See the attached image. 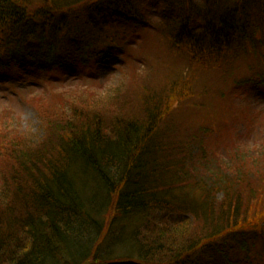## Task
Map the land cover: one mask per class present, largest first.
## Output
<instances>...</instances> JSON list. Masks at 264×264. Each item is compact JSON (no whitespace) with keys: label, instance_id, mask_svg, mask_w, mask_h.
Segmentation results:
<instances>
[{"label":"trees","instance_id":"16d2710c","mask_svg":"<svg viewBox=\"0 0 264 264\" xmlns=\"http://www.w3.org/2000/svg\"><path fill=\"white\" fill-rule=\"evenodd\" d=\"M149 1L0 0V67L74 83L64 69L122 56L120 35L152 25L143 13ZM156 4L161 21L150 31L168 37L175 53L184 49L208 69L259 55L253 78L264 86V0ZM154 86L35 97L44 142L6 130L0 264H264V148L255 158L231 156L234 184L206 165L185 167L192 148L207 147L210 128L190 126L189 138L172 143L175 104L200 106L193 87Z\"/></svg>","mask_w":264,"mask_h":264},{"label":"rangeland","instance_id":"374dc122","mask_svg":"<svg viewBox=\"0 0 264 264\" xmlns=\"http://www.w3.org/2000/svg\"><path fill=\"white\" fill-rule=\"evenodd\" d=\"M148 7L149 9L144 8L143 13L152 25L148 29L121 34L119 37L124 55L106 60L98 66L72 65L62 71V78L77 76L74 83L51 80V77L60 76L57 73L31 70L27 67H0V138L6 130L13 129L32 137L33 144L44 142L42 124L45 120L41 119L35 110V97L46 96L43 101L51 102L53 98H49L50 95L65 94L77 89H92L96 92L101 90L105 93L109 86L121 89L124 93L128 87L134 91H142L147 85L154 86V83L156 89L163 88L164 83H174L178 87H193L194 103L198 101L196 104L200 106V110L191 112V102L187 100L177 102L169 117L174 124H167V137L172 143H182L184 139L189 138L188 127L202 124L209 126L210 130L205 135L207 147L202 150L192 148L191 153L195 156L192 155L191 164L189 157L183 159L185 167L204 165L205 168L206 165L209 171L217 173V180L221 175L234 184L236 175L230 168L231 156L235 152H243L248 159L251 156L255 158L261 156L260 150L264 148V86L256 84L253 78L255 69L263 68L259 55L243 57L229 68L220 65L208 69L204 65H193L186 50L175 53L167 45V41L161 38L168 40V37L150 31L155 22L160 23L162 10L157 6L156 0H150ZM122 30L125 32L124 28ZM112 33L114 31L109 30V34ZM107 40H110V37L105 39ZM125 56H128V59L120 68L119 65ZM103 79L105 81H102ZM246 79L252 81L245 86L235 87V82ZM126 80L129 82L128 87L127 83L123 82ZM132 81H135L136 87L132 85ZM165 95L169 96L171 93L166 92ZM2 163L4 161L1 158L0 188L5 186V167ZM222 167H227V171L219 172ZM208 170H205V176L210 179ZM205 176L199 175L198 182L207 181ZM218 198H221V195H218Z\"/></svg>","mask_w":264,"mask_h":264}]
</instances>
